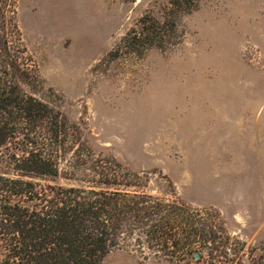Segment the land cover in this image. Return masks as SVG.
I'll use <instances>...</instances> for the list:
<instances>
[{
	"label": "rangeland",
	"instance_id": "obj_1",
	"mask_svg": "<svg viewBox=\"0 0 264 264\" xmlns=\"http://www.w3.org/2000/svg\"><path fill=\"white\" fill-rule=\"evenodd\" d=\"M169 1L18 0L37 94L82 122L96 153L145 172L140 190L216 208L230 233L264 245V0H197L174 15L168 48L120 46ZM101 264L177 263L122 246Z\"/></svg>",
	"mask_w": 264,
	"mask_h": 264
},
{
	"label": "trees",
	"instance_id": "obj_2",
	"mask_svg": "<svg viewBox=\"0 0 264 264\" xmlns=\"http://www.w3.org/2000/svg\"><path fill=\"white\" fill-rule=\"evenodd\" d=\"M196 1L143 14L120 46L138 55L168 48L174 15ZM40 83L18 0H0V264H101L122 246L177 264H264V245L230 233L216 208L140 190L145 172L96 153L87 127L37 94ZM61 174L78 183L42 182Z\"/></svg>",
	"mask_w": 264,
	"mask_h": 264
},
{
	"label": "water",
	"instance_id": "obj_3",
	"mask_svg": "<svg viewBox=\"0 0 264 264\" xmlns=\"http://www.w3.org/2000/svg\"><path fill=\"white\" fill-rule=\"evenodd\" d=\"M194 256H195V258H198L199 257V253L198 252H195L194 253Z\"/></svg>",
	"mask_w": 264,
	"mask_h": 264
}]
</instances>
